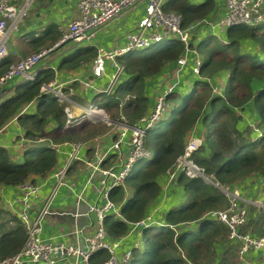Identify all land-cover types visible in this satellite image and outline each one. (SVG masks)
Masks as SVG:
<instances>
[{
  "label": "trees",
  "instance_id": "obj_1",
  "mask_svg": "<svg viewBox=\"0 0 264 264\" xmlns=\"http://www.w3.org/2000/svg\"><path fill=\"white\" fill-rule=\"evenodd\" d=\"M214 8L213 0H205L198 5L190 4L187 0H168L163 6L164 11L180 15L182 26L213 16ZM57 34V30L48 28L43 35L33 38L35 47L42 46L48 39L54 45L59 39L56 40ZM222 34L223 40H213L214 35L206 32L193 37L194 48L200 50L207 47L209 50L200 68L203 79L197 82L198 78H195V85L191 83L193 87L189 92L182 89L169 95L170 120H166L165 116L147 132L144 139L145 148L152 150L151 159L136 162L123 185L110 190L109 198L119 206V216L112 213L103 221L109 238L125 236L131 224L147 214L160 191L159 177L176 166L177 159L184 153L185 138L192 129L197 128L199 133L201 131L202 138L190 158L204 169L206 176H212L213 181L233 186L250 176L264 173V128L258 139L254 136L244 137V118L241 114L250 108L254 121L264 127V24L231 26ZM242 40L253 42L258 51L243 50ZM68 41L58 45L55 50H60ZM159 43L138 53L130 51L121 57L119 61L124 64L129 78L109 97H95L92 106L106 110L113 120L123 117L132 122L142 116L147 102L143 96L145 77L156 74L163 65L176 61L183 51V45L176 39L167 40L163 47ZM55 50L52 49V52ZM93 55V48L81 47L66 55L59 64L60 67L73 69ZM8 66L7 59L0 62V76ZM217 76L223 80L220 93L213 92L210 85L214 81L219 85ZM52 77V68L42 70L33 81H23L12 96L0 103V129L15 118L25 129L23 136L28 139L21 158H14L7 148L0 145V187L19 186L27 180L34 181L35 177H45L58 165L56 145L87 141L81 135L86 123H81L78 129L63 128L66 118L64 104L55 98L52 91L41 90V86L48 85ZM198 84H201L200 89H197ZM180 93H183V97L178 103ZM33 99L36 100L35 113L20 114L22 108ZM120 100H124L121 108L118 105ZM50 120H54L55 127L46 131ZM85 133L89 134V131ZM106 162L105 159L102 166L106 167ZM175 183L181 187L185 200L165 213L163 222L171 227H151L160 231L145 240L143 249L135 250L131 264H186L182 254L195 264H241L243 257L238 255L237 244L226 243L227 227L204 217L211 210L226 207L227 199L223 193L200 176L191 178L178 173ZM126 190L129 191L127 196ZM1 213L2 210L0 261L19 252L26 239L20 222L14 216H9L7 222H3ZM252 213L250 209L244 229L255 236L264 237V210H257L255 216ZM151 228L144 229L145 238ZM107 257L106 250H99L89 260L101 263Z\"/></svg>",
  "mask_w": 264,
  "mask_h": 264
},
{
  "label": "built area",
  "instance_id": "obj_2",
  "mask_svg": "<svg viewBox=\"0 0 264 264\" xmlns=\"http://www.w3.org/2000/svg\"><path fill=\"white\" fill-rule=\"evenodd\" d=\"M36 0H0V62L8 54L10 38L15 35L19 26L26 19ZM167 0H74L76 6L75 16L68 21L62 33L60 42L70 40L73 42H92L95 36L116 18L123 16L133 6L143 3L144 16L136 23L132 31L126 34V43L123 46L104 49L96 47V54L91 62V70L94 77H101L106 73V64L110 72L108 81L99 90L102 94L110 96L121 84L126 71L124 65L117 60L127 50H144L156 43L176 39L183 45V53L177 58L173 70L165 78V87L158 91L153 98L150 111L139 120L130 123L123 117L116 119L113 123L114 140L107 150L93 160H84L91 168L88 178L98 175V202L89 204L88 213L92 216L95 230L91 235L83 236V246L76 244H65L55 241L54 237H42L44 221L48 215L62 214L68 207L52 209L54 199L60 194V189L65 188L68 194L76 196L75 205L83 202L82 192H75L74 184L67 177L68 169L74 161L82 160V150L91 147L93 142L77 141L69 144V153L64 164L49 174L46 181L53 178L40 208L32 211V205L38 198L44 184L25 181L19 185L14 198L9 202L13 205L16 217L26 233L25 243L22 249L14 256L5 258L0 264H131L135 249L139 246V239L132 241L129 245L122 247L124 237L111 239L107 236L103 221L111 213L119 216V206L109 198L110 190L118 185H123L128 172L133 165L145 158H151V153L145 148L144 139L147 132L152 129L158 121L163 119L170 109L168 103L169 95L180 91L185 87L182 84L181 73L187 65L188 55H192L193 71L197 78H200V68L203 59L193 47V37L201 32L219 36L231 26H255L264 24V0H222L224 12L218 16H209L194 20L182 26L181 17L175 12L163 10ZM58 44V43H57ZM55 45L43 48L40 51L22 56L0 76V96L8 84L13 80L19 82L33 81L37 74V65L41 58L48 56ZM211 80V79H208ZM85 84H89L86 82ZM214 89V90H213ZM213 92L220 93V88L214 86ZM42 91H52L55 98L62 102L66 96L61 89L51 84L42 85ZM2 99L0 98V103ZM94 110H101L98 107L89 106L84 109L83 117L86 119L96 116ZM66 116L68 109L66 108ZM109 121V119H106ZM80 121V120H79ZM67 124H73L66 119ZM81 122V121H80ZM76 123L77 122L76 120ZM115 125V126H114ZM259 131L254 137L262 136ZM117 136V137H115ZM127 140L128 149L124 156H120L123 142ZM201 144V140L193 138L186 141L184 153L177 159L176 166L166 173L168 181L176 177V174L183 173L188 177H202L205 181L217 187L227 199V206L224 209L211 210L204 217L214 219L223 223L228 229L226 243H236L237 252L244 257L250 251H264V237L255 236L244 228L247 224L249 206L257 205L264 207V203L254 201L235 186H224L213 181L212 176L208 177L204 169L200 168L191 158V154ZM119 151V153H118ZM112 153L117 155L115 163L108 167L102 166V162ZM87 203V202H86ZM171 227L170 224L160 222L152 214L145 215L142 219L130 226V231L137 232L141 228L153 226ZM129 231V232H130ZM128 232V233H129ZM82 233L81 227H74L65 235L78 236ZM143 234V231H142ZM143 248V245L139 250ZM99 250H106L107 259L101 263H93L89 259ZM59 253V255H58ZM186 264H195L182 254ZM213 264V263H212Z\"/></svg>",
  "mask_w": 264,
  "mask_h": 264
},
{
  "label": "crops",
  "instance_id": "obj_3",
  "mask_svg": "<svg viewBox=\"0 0 264 264\" xmlns=\"http://www.w3.org/2000/svg\"><path fill=\"white\" fill-rule=\"evenodd\" d=\"M168 1V0H167ZM166 1V2H167ZM190 4H201L205 0H202L200 3H197L196 0H187ZM215 2V8H214V16L221 15L224 12L223 8V1L219 0L218 2L216 0H213ZM32 6L31 12L29 16L24 19L22 24L19 26L18 32L13 35L8 44V57L7 60L9 61V65L12 63H15L18 61L22 56L27 55L31 51H38L43 48H48L53 46L51 45V41L48 39L42 46L35 47L36 43L34 42L33 38L39 37L43 35L48 28H52L54 30L58 31L57 43H60L61 36L63 31L65 30L66 24L69 20H71L75 16L76 12V6L74 0H36ZM143 3H139L135 6H133L128 12H126L123 16H120L116 18L114 21L109 23L107 26H105L104 29H102L94 38L92 42H73L68 41L67 44H64L60 50H58L56 53L54 52L52 55L45 56L44 58H41L37 69L38 72H41L42 70L52 68L53 70V77L50 82L47 84H51L54 81L59 82L58 85H64L61 91L66 96V99L60 103L64 104L63 111L66 116V108L72 112L74 116H80L84 109L88 106H92L93 99L95 97H101L106 96L103 95L99 90L105 86V84L108 81V74L110 72L109 65L106 64V73L102 75L101 77H94L93 72L91 70V62L94 58V55L96 53V47L101 46L104 49H111L119 46H123L126 43V34L133 30L136 23L144 16V9H143ZM55 35V34H54ZM204 34L201 36L203 37ZM13 39V40H12ZM12 40V41H11ZM199 42H195L197 44ZM242 49L244 48L248 49L250 47V52L258 51L256 45L253 42H250L249 40H242ZM90 47L94 49V55L91 57V59L80 63L79 66L76 68H65L64 66L60 67V62L62 59L68 55L70 52H73L81 47ZM183 53V51H182ZM121 57H119L117 60L118 62L122 63L120 60ZM177 60V59H176ZM176 61L169 62L162 66L159 72L152 76H147L144 79V90H143V96L146 97L147 102L144 109V112L142 116L136 117L132 122L133 123L143 116H145L151 109L153 98L157 94L158 91L162 90L165 87V78L166 76L173 70L175 66ZM123 64V63H122ZM193 60L191 55L189 54L187 57V65L184 67L181 77H182V84L186 88V86L193 83L194 79L197 78L196 74L194 73L193 69ZM188 69H191V74L193 76V79L190 80L188 76L185 74L188 72ZM129 74L126 73L124 78L122 79V82L127 80L129 78ZM186 79V80H185ZM196 80V79H195ZM86 82H89V84H85ZM121 82V83H122ZM22 82H19L18 80H13L10 82L7 86V88L4 89L3 93L1 94L0 98L2 100L9 98L14 94L16 89L21 85ZM192 86V84L190 85ZM186 90L187 92L190 89ZM182 90V88L180 89ZM185 91V92H186ZM109 97V96H106ZM149 100H151V103H149ZM124 100L119 101V108L123 105ZM102 113H105L109 119L108 122H104L107 126H113V123L115 120L111 119V117L108 115V112L100 107H98ZM171 108V106H170ZM36 111V100L33 99L29 103H27L21 110L20 114L22 113H28L32 114ZM120 112V111H119ZM97 114V113H95ZM119 114V113H118ZM67 116L65 118V123L63 128H75L78 129L79 125L81 123H86V126L84 125L82 128L83 131L81 133L82 138H86L85 140H90L91 138H94L100 133H104L103 129H100L101 127H104V124L101 120L97 119L96 116H92L88 119L82 120L80 123H73V124H67L66 122ZM107 121V120H106ZM115 126V125H114ZM55 127L54 120H50L46 127V131H50ZM110 129V128H109ZM108 130V129H106ZM195 129H192L186 136L185 140H188V138L192 135L193 131ZM85 131H89V134H86ZM25 133V129L22 125L15 119L9 120L1 129H0V145L4 146L8 149L9 153L14 158H21L22 153L26 147V144L28 143V139L23 136ZM110 131H106L104 134L100 135V139L104 140H96L97 142L92 144L91 147H88L83 155L82 160L74 161L71 166L68 169V180L74 184L75 192H82L84 201L87 203H97L98 202V194H97V187H98V175H94L92 178H88L91 172V168L85 164L84 160H93L97 158L100 153L104 152L109 148V146L112 144L114 140H111ZM94 136V137H93ZM84 140V139H79ZM186 142V141H185ZM72 143V142H70ZM70 143H64V144H58L56 145V150L58 153V165L55 166L52 171H50L45 177H35L33 182H39L43 183L44 186L41 189L38 198L35 199L33 205H32V211H36L38 208L41 207L44 195L47 194L49 185L53 183V178L46 181V178L49 174H51L53 171H55L58 167L62 166L64 164V161L69 153V144ZM128 142L127 140L123 142L120 150V156H124L128 149ZM119 153V151H118ZM110 156H114L112 158L106 159V164H109V161H112L113 159L117 158V155L115 156L114 153H112ZM84 161V162H83ZM158 184L160 186V191L156 199L153 201V203L149 206L147 214H152V216L159 220L160 222L164 221V215L167 212V210L171 207H178L181 205L184 201L183 191L181 187H178L176 183H172V185H169L167 175H163L159 177ZM235 187H238L243 194L248 196L254 201H258L261 203H264V173L263 174H256L253 176H250L246 178L244 181H242L240 184L233 185ZM18 186H1L0 187V210H2V220L3 222H7V218L9 216L16 217V212L11 203H9L15 196L16 192L18 191ZM65 188L60 189V194L58 198L54 199V202L52 203V209L59 208L60 210L62 208L68 207L72 208L75 206L76 196L71 194H68L67 191H65ZM129 191L126 190V196L128 195ZM253 212L252 214H256V211L261 209L264 210L261 206L257 205H250L249 210ZM6 212V213H5ZM146 214V215H147ZM92 216L84 220L85 224L80 225L78 227L82 228V233L78 236V240L72 235L68 236L65 235L67 232L74 229L76 225L69 224L66 222H60L55 218L54 215H48L44 221V226L42 229V237L49 238L54 237L55 241L63 242L65 244H78L79 246H83V236L85 235H91L94 230L95 226L92 222ZM19 221V220H18ZM10 223L9 225H12ZM77 227V226H76ZM142 231L144 229H141V236L142 238L145 236L142 234ZM139 239V233L137 230L130 231L126 234V237H124L123 245L122 247L129 245L132 241ZM141 247L143 244L140 242L139 244ZM220 246L217 247V251H219ZM139 250V248H136L135 250ZM143 249V248H142ZM241 264H264V251L263 250H255L250 251L241 259Z\"/></svg>",
  "mask_w": 264,
  "mask_h": 264
},
{
  "label": "rangeland",
  "instance_id": "obj_4",
  "mask_svg": "<svg viewBox=\"0 0 264 264\" xmlns=\"http://www.w3.org/2000/svg\"><path fill=\"white\" fill-rule=\"evenodd\" d=\"M202 0H196V2L197 3H200ZM217 2L219 1V0H216ZM34 6V5H33ZM33 8V7H32ZM31 8V9H32ZM31 12V11H30ZM15 36V35H14ZM223 34L221 33V35H219L218 37L217 36H213L212 37V39L213 40H216V39H218V40H223ZM207 38H205V40H206ZM13 40V39H12ZM11 40V41H12ZM222 42V41H221ZM166 44V41H162V42H160L158 45L159 46H161V47H163L164 45ZM248 49L250 50V47H248ZM53 50H55V49H53ZM58 50L56 49L55 50V53L57 52ZM198 51V54L200 55V57L202 58V59H204L205 57H206V55L208 54V48L207 47H202L200 50H197ZM133 52H135V53H138L139 52V49H137L136 51H133ZM30 53H34V51H31V52H29L28 54H30ZM54 52H52L51 51V53L49 54V55H52ZM191 57H192V55H191ZM191 69H188V72L185 74L186 76H188L189 77V79L190 80H192L193 79V76H192V74H191ZM199 76H200V78H198V81L197 82H199V81H201L200 79H203V76H201L200 74H199ZM186 80V79H185ZM216 80L217 81H219V85H218V82H211L210 83V85L211 86H216V87H218V88H220V86L221 85H223V80H222V78L220 77V76H217L216 77ZM208 81H211V80H208ZM58 83L59 82H57V81H54V82H52L51 83V85L53 86V87H56V88H59V89H62L63 88V86L64 85H58ZM196 83V82H195ZM193 84V86L195 85L194 83H192ZM191 85V84H190ZM190 85H188V86H186V88H185V90H187L188 88H189V86ZM193 86H190V89L192 90V87ZM200 86H201V84H200ZM200 86H199V84H198V86H197V89H200ZM190 89H189V91H190ZM214 90V89H213ZM188 91V92H189ZM185 93V92H184ZM181 95H178L177 96V99H178V103H180L181 102V99H182V94L183 93H180ZM170 102H171V100H168V103H169V105H170ZM149 103H151V100H149ZM141 104H143V101H141ZM89 107V106H88ZM250 108H247V109H245L241 114H243V118H244V127L242 128V131H243V136L244 137H251L252 138V136H255L259 131H261V132H263L262 131V128H264V127H262L261 125H259V124H257L255 121H254V119H253V117H252V113L250 112L251 110H249ZM113 114H115V113H113ZM108 115H109V113H108ZM111 116H113V115H111ZM171 116H172V114H171V108L169 109V111H168V113H167V115H166V117H165V119L166 120H170V118H171ZM67 117H68V119L70 120V122L72 123H76V120H77V122H80V121H82V120H84L85 119V117H83V113L78 117V116H74L73 114H72V112H70L69 110H68V114H67ZM102 117V118H101ZM107 115L105 114V113H102V112H99L97 115H96V118L97 119H99V120H101L102 121V123L104 124V127H101L100 129H103V131H104V133L106 132V131H110V134H113L112 132H113V129H112V126H107V125H105V123L104 122H108V121H106V119H107ZM80 120V121H79ZM110 128V129H109ZM106 129H108V130H106ZM104 133H100V134H98L97 136H93L94 138H91L90 139V141H88V142H85V143H89V142H94V143H96L97 141L96 140H104V139H100L99 138V136L100 135H102V134H104ZM151 135V134H150ZM149 135V136H150ZM201 135V131H200V133H199V130L197 129V128H195V130L193 131V133H192V135L188 138V140H190V139H193V138H196V139H199V140H201V138H202V136H200ZM111 136H113V135H111ZM115 137H117V136H115ZM187 141V140H186ZM84 149L82 150V155H83V153H84ZM149 152L151 153L152 152V150H150L149 149ZM151 156V155H150ZM149 159H151V158H145V159H143V160H149ZM115 160L116 159H113L106 167H108V166H110L111 164H113V163H115ZM84 162V161H83ZM85 163V162H84ZM86 164V163H85ZM187 176V175H186ZM176 177H177V174H176ZM169 182V185H172V183H175V178H173L171 181H168ZM59 196V195H58ZM58 196H57V198H58ZM184 200H185V197H184ZM183 200V201H184ZM227 202V201H226ZM227 206V205H226ZM226 208V207H225ZM262 208H264V207H262ZM224 209V208H223ZM112 214V213H111ZM116 214V213H115ZM141 229H143V228H141ZM141 229L138 231V233H139V241L142 243V244H144L145 243V240L146 239H149V236H151V235H153V234H155V233H158L159 231H160V229L159 228H151V229H149L146 233H147V236H146V238H145V236L142 238V236H141ZM140 246V245H139ZM137 247V248H140V247ZM142 249V248H141Z\"/></svg>",
  "mask_w": 264,
  "mask_h": 264
},
{
  "label": "water",
  "instance_id": "obj_5",
  "mask_svg": "<svg viewBox=\"0 0 264 264\" xmlns=\"http://www.w3.org/2000/svg\"><path fill=\"white\" fill-rule=\"evenodd\" d=\"M63 42L64 41L56 44L55 48ZM88 208H89L88 203L80 202L78 205H75L72 208L67 209L66 212L62 214H56L54 216L60 222L64 221L69 224L80 226V225H84L85 224L84 220L90 217V213H88ZM23 264H25V262Z\"/></svg>",
  "mask_w": 264,
  "mask_h": 264
},
{
  "label": "bare ground",
  "instance_id": "obj_6",
  "mask_svg": "<svg viewBox=\"0 0 264 264\" xmlns=\"http://www.w3.org/2000/svg\"><path fill=\"white\" fill-rule=\"evenodd\" d=\"M166 3H167V2H165L164 5H165ZM54 45H56V43H55ZM54 45H53V46H54ZM51 47H52V46H51ZM54 48H55V47H54ZM130 51H133V50H127V51L123 52L122 55H121V57H123L124 55H126V54H127L128 52H130ZM95 54H96V53H95ZM7 57H8V54L3 58V60H6ZM118 58H119V57H118ZM118 58H117V59H118ZM119 63H120V62H119ZM12 64H14V63H12ZM12 64H10V65H12ZM120 64H122V63H120ZM10 65H9V66H10ZM122 65H124V64H122ZM9 66H8V67H9ZM7 69H8V68H7ZM7 69H6V70H7ZM117 88H118V87H117ZM117 88H116V89H117ZM116 89L114 90V92H113L112 94L115 93ZM112 94H111V95H112ZM103 95H106V94H103ZM106 96H107V95H106ZM92 113H93V114H95V113L98 114L99 111H98V110H94ZM166 115H167V114H166ZM101 118H102V117H101ZM161 120H162V119H161ZM161 120H160V121H161ZM160 121H158V122H160ZM130 171H131V170H130ZM130 171H129V172H130ZM129 172H128V174H129ZM128 174H127V176H128ZM216 188H217V187H216ZM103 224H104V223H103ZM143 229H145V228H143ZM105 231H106V230H105Z\"/></svg>",
  "mask_w": 264,
  "mask_h": 264
}]
</instances>
